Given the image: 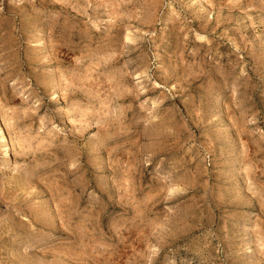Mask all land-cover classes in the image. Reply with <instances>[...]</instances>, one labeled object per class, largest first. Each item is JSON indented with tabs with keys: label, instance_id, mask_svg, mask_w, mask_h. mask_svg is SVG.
Returning <instances> with one entry per match:
<instances>
[{
	"label": "rangeland",
	"instance_id": "374dc122",
	"mask_svg": "<svg viewBox=\"0 0 264 264\" xmlns=\"http://www.w3.org/2000/svg\"><path fill=\"white\" fill-rule=\"evenodd\" d=\"M0 264H264V0H0Z\"/></svg>",
	"mask_w": 264,
	"mask_h": 264
},
{
	"label": "bare ground",
	"instance_id": "6f19581e",
	"mask_svg": "<svg viewBox=\"0 0 264 264\" xmlns=\"http://www.w3.org/2000/svg\"><path fill=\"white\" fill-rule=\"evenodd\" d=\"M3 134V133H2ZM10 141V140H9ZM9 147V146H8ZM5 148V147H4ZM10 157V156H9Z\"/></svg>",
	"mask_w": 264,
	"mask_h": 264
}]
</instances>
